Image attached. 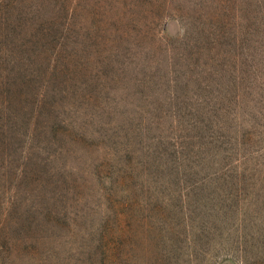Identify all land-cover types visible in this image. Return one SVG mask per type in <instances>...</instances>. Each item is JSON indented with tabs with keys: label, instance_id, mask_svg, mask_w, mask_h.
Wrapping results in <instances>:
<instances>
[{
	"label": "rangeland",
	"instance_id": "rangeland-1",
	"mask_svg": "<svg viewBox=\"0 0 264 264\" xmlns=\"http://www.w3.org/2000/svg\"><path fill=\"white\" fill-rule=\"evenodd\" d=\"M0 264H264V0H0Z\"/></svg>",
	"mask_w": 264,
	"mask_h": 264
}]
</instances>
